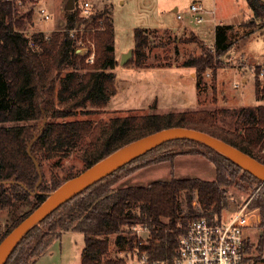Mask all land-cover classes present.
<instances>
[{
    "label": "trees",
    "instance_id": "obj_1",
    "mask_svg": "<svg viewBox=\"0 0 264 264\" xmlns=\"http://www.w3.org/2000/svg\"><path fill=\"white\" fill-rule=\"evenodd\" d=\"M246 3L252 19L239 24H216L211 46L200 44V53L184 55L180 62L177 56L171 60L169 54L158 57L151 53L154 46L165 49L182 42L171 29L134 27L129 64L162 67L171 66L174 61L179 62L175 65L192 67L198 91L204 85L205 72L211 69V87L215 90L216 67L222 62L221 57L232 48L238 51L239 45L256 32V21L262 22L259 30L264 29V0ZM13 12V0H0V182L15 180L0 183V214H6L4 226L0 224V240L45 198V193L118 147L162 128L183 126L205 131L264 164V75L260 76L257 68L254 95L263 102L255 105L127 113L96 120L67 119L78 112L88 114L105 107L116 91L110 6L105 4L81 15L75 4L72 10H66L63 27L50 33L40 30L26 34L15 27ZM189 32L193 41L199 39L193 31ZM91 45L94 55L89 62ZM78 46L87 50L76 52ZM174 50L177 54L176 46ZM180 142L199 146L200 151L191 148L187 151L198 152L213 162V180L172 177L144 185L115 186L121 178L140 168L172 160V154L159 150ZM30 155L49 165V185L44 177L38 182ZM70 157L77 159L80 167L60 175L56 170ZM239 169L238 164L224 155L192 140L183 138L159 144L63 202L21 238L4 264H33L51 239L67 230L83 234L80 264L124 263L122 258H106L111 235L118 250L137 249L151 258L168 257L175 251L178 234L190 221L221 216L227 204V186ZM243 176L260 183L246 170ZM262 186L263 190L251 203L259 213V250H263L264 244ZM52 215L54 221L42 231L40 224ZM132 226L146 227L147 237L142 240ZM251 247L255 252L257 248L253 244Z\"/></svg>",
    "mask_w": 264,
    "mask_h": 264
},
{
    "label": "rangeland",
    "instance_id": "obj_2",
    "mask_svg": "<svg viewBox=\"0 0 264 264\" xmlns=\"http://www.w3.org/2000/svg\"><path fill=\"white\" fill-rule=\"evenodd\" d=\"M67 0H13L14 2V22L15 27L22 30L26 34L33 31H44L50 33L52 30H60L64 24V15L66 9L64 5ZM84 1L89 2V12L94 8H101L103 5H109L111 8L113 25H114V45L115 55L117 58V65L114 68L117 77L123 76L126 82L133 87L144 89V94L163 90L164 88H195V79L191 77L188 68L183 67H166V68H136L129 63L132 56L123 64L120 63L121 55L131 49L134 45L133 28L134 27H150V28H169L182 39L175 45L178 53H175V46L171 44L165 49L157 46L152 48V56L158 55L162 57L169 54L171 60L175 56L178 57L179 62L184 55L200 53V44L203 47H210L213 41V23L205 20L203 22H196L194 14L189 12L191 3H199L205 9H211L214 6V24L221 19L227 23H233L234 16H242L245 13V0H74V5L79 6L80 14L83 12L82 4ZM177 8L175 11L174 8ZM40 8L45 9L49 18L43 19V14L40 13ZM180 13L182 18H177ZM205 18L211 17L210 14L202 13ZM252 19V18H251ZM262 22H255L256 32L251 34L245 41L244 45H239V50H244L249 59L259 57V62L264 65V29L260 31ZM183 25L194 27L199 34V39L193 41V37L189 31L181 30ZM45 29V30H43ZM187 30V29H186ZM179 40V39H177ZM184 40V41H183ZM237 41L235 44H238ZM78 49V51H77ZM92 55H94V48H90ZM86 47L78 46L76 52L84 53ZM238 52L234 48L230 49L229 54H224L222 62L216 67L215 90L212 89V73L210 76H203L202 87L198 91V105L193 110H212L219 107H237L241 105H255L263 101H257L254 95V70H260V66H254L255 60L249 64L246 71L239 70L234 56ZM244 53V52H242ZM245 55V53H244ZM262 56V57H261ZM232 58V59H231ZM174 62L172 64H178ZM212 71L211 69H209ZM208 71V70H207ZM245 74V75H242ZM247 78L244 82L243 79ZM225 99V100H224ZM142 102V101H141ZM140 102V103H141ZM90 109L89 107L85 108ZM84 109V110H85ZM176 111H183L185 109H173ZM189 110V109H186ZM192 110V109H190ZM168 109H157L151 106H140V108L132 109H111L109 102L103 108L93 110L88 114L76 113L68 117L72 118H91V119H107L113 115H125L160 112L165 113ZM42 123L39 124V127ZM196 149L200 151L199 146H189L183 142L170 143L167 147L159 150V152H168L172 154V160L162 161L149 166L140 168L135 172L121 178L115 186L128 185H144L150 181L157 179L184 178V177H200L203 179L213 180L215 178V165L209 159L205 158L200 153L188 152L187 150ZM182 151H185L183 153ZM185 156V157H182ZM37 160V159H36ZM38 166L42 177L46 183L50 184V168L47 162L39 161ZM80 167V162L70 157L64 160L63 167L56 171L60 175H64L66 170H75ZM243 169H239L237 175L234 177L232 184L227 186V204L222 210V216L228 217L236 209L246 206L248 208H255L251 206L252 201L263 190V184L260 182L243 176ZM193 201V205H195ZM256 209L257 214L258 209ZM6 214H0V224L4 226ZM54 215L47 218L40 224L41 230L46 231L51 223L54 221ZM259 223V222H258ZM257 225L249 229L248 234L251 238L252 244L256 254L262 256L263 260L259 264H264V244L263 250H259L258 238L259 228ZM57 227L55 231H57ZM138 237L144 240L147 237V230L141 229L139 233L132 229ZM110 248L106 258H122L124 263L129 264L130 259L133 258V250H118L113 242L114 236L109 237ZM84 245L83 234L81 232H66L60 233L53 237L48 243L47 249L40 258L34 260L33 264H80L81 250ZM59 248L58 250L56 249ZM61 248V251H60Z\"/></svg>",
    "mask_w": 264,
    "mask_h": 264
},
{
    "label": "water",
    "instance_id": "obj_3",
    "mask_svg": "<svg viewBox=\"0 0 264 264\" xmlns=\"http://www.w3.org/2000/svg\"><path fill=\"white\" fill-rule=\"evenodd\" d=\"M64 8L66 10H72L74 8V0H67ZM132 53V48L124 52L121 55L120 63L123 64L126 62L132 56ZM41 127L42 125L40 129ZM36 137L37 135L34 139ZM183 138L212 148L238 164L243 170L248 171L264 184V164L225 140L205 131L190 127L171 126L162 128L118 147L106 156L85 167L80 172L64 180L53 190L45 193V198L0 240V264H4L16 244L31 228L38 225L63 202L147 150L170 140ZM29 145L30 143L28 144V150ZM30 156L39 175L38 182H40L42 175L38 162L35 157L32 155ZM14 181L15 180H7L0 183Z\"/></svg>",
    "mask_w": 264,
    "mask_h": 264
},
{
    "label": "built area",
    "instance_id": "obj_4",
    "mask_svg": "<svg viewBox=\"0 0 264 264\" xmlns=\"http://www.w3.org/2000/svg\"><path fill=\"white\" fill-rule=\"evenodd\" d=\"M89 2L84 1L82 9L89 13ZM205 11L199 3H191L189 12L194 14L196 22L204 21ZM213 13L214 10H211ZM43 19L49 18L45 9L40 8ZM177 18H182L180 13ZM76 51V50H75ZM78 51V49H77ZM93 60L90 54L88 61ZM260 66L259 75H264V65L256 61L254 66ZM210 70L205 76H210ZM259 215L255 208L245 205L236 209L228 217L222 215L214 218L200 217L190 221L186 228L178 234L175 251L165 258H151L137 249L129 264H259L262 256L253 252L252 241L248 231L257 225ZM137 233L146 227L132 226Z\"/></svg>",
    "mask_w": 264,
    "mask_h": 264
},
{
    "label": "crops",
    "instance_id": "obj_5",
    "mask_svg": "<svg viewBox=\"0 0 264 264\" xmlns=\"http://www.w3.org/2000/svg\"><path fill=\"white\" fill-rule=\"evenodd\" d=\"M176 9L177 8L175 7L173 10L175 11ZM246 9L247 10L245 11L244 14H242L241 17L237 16V15L234 16V19H233L234 21H232L233 23H227L226 21H224V19H221L218 21V23L216 22L214 24V22H215V17H214L215 11L213 13L211 12V10H214V6L211 9H205V11L203 12V13H207V15L210 14L211 17H209V18H205L204 16L203 17H204V21L208 20L209 22L211 21V23H213V36H214V27L216 24H239V23L244 22V21L248 20L249 18H251L252 12L249 9L247 3H246ZM186 29L188 31H190V30L193 31L195 34H197L199 36L198 31L194 27H190L189 25H183L181 30H186ZM43 30H45V29H43ZM245 41L242 43V45H244ZM213 42H214V37H213L212 43ZM114 48H115V45H114ZM242 52H244L245 55ZM237 54L238 55L234 56L233 59L235 60L236 63L239 62V64H237V67L239 70H242V72L246 71L245 70L246 68L247 69L249 68V64L253 60H255V61L260 60L261 61V58H259V57L249 59V57L246 56V52L243 49L240 50V52H238ZM115 57H116V55H115ZM116 65H117V58H116L115 66ZM172 66L173 67L188 68L190 71L191 77H193L195 79V72H194V69L192 67H185V66H179V65L172 64L171 66H162V67H160V66L155 67L154 66L153 68H166V67H172ZM136 68H147V67H136ZM113 71H114V69H113ZM242 75H245V74H242ZM246 80H247V78L243 79L244 82ZM114 83H115L116 91L109 100V107H111V109H132V108L136 109V108H140V106L149 107V106H151L152 103H155V108H157V109L165 108V109H168L170 111H174L173 109H178V108L185 109V110L186 109H189V110L195 109L196 106L198 105V90L196 87V81H195V88L194 89L192 87L189 89H187V88H175V87L164 88L163 90L152 92L151 94L146 93V95H147L146 97H144L145 94H144L143 88L133 87L130 83L126 82L125 77H123V76L117 77L116 73H115ZM156 113H160V112H156ZM182 157H185V156H182ZM66 232H79V231L67 230V231H63L61 233L65 234ZM56 249L58 250L59 248L56 247ZM60 251H61V248H60ZM45 252H47V251H45ZM41 256H39L38 258H40Z\"/></svg>",
    "mask_w": 264,
    "mask_h": 264
}]
</instances>
